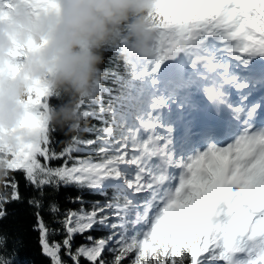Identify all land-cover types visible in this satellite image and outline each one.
<instances>
[{"label": "snow or ice", "instance_id": "1", "mask_svg": "<svg viewBox=\"0 0 264 264\" xmlns=\"http://www.w3.org/2000/svg\"><path fill=\"white\" fill-rule=\"evenodd\" d=\"M156 4L155 59L126 64L127 83L114 69L105 82L109 96L107 82L135 92L127 110L106 107L103 98L83 104V115L101 126L84 127L57 151L61 129L42 116L57 99L37 90L41 107L31 121L42 135L8 160L0 226L8 205L26 202L49 264H264V0ZM82 132L95 136L85 140ZM21 176L31 196L21 191ZM62 188L104 202L89 210L77 196L82 207L62 212L49 200ZM46 201L59 228L41 214ZM77 236L86 242L75 246ZM5 243L0 234V252ZM0 264L12 260L0 254Z\"/></svg>", "mask_w": 264, "mask_h": 264}, {"label": "clouds", "instance_id": "2", "mask_svg": "<svg viewBox=\"0 0 264 264\" xmlns=\"http://www.w3.org/2000/svg\"><path fill=\"white\" fill-rule=\"evenodd\" d=\"M156 0H7L0 6V180L21 147L39 141L31 117L41 105L43 122L79 134L82 105L99 103L110 69L106 56L125 64L155 59L161 43Z\"/></svg>", "mask_w": 264, "mask_h": 264}, {"label": "trees", "instance_id": "3", "mask_svg": "<svg viewBox=\"0 0 264 264\" xmlns=\"http://www.w3.org/2000/svg\"><path fill=\"white\" fill-rule=\"evenodd\" d=\"M105 67L109 69H114L120 73L123 77L125 83L131 81V70L123 62L122 58L115 54L109 53L106 56ZM107 86L110 87L112 95L104 94L103 99L105 101V106H113L118 109L123 108L127 110L130 106L135 103L134 96L135 92L123 86H119L112 82H107ZM52 105H57L58 100L52 99L50 101ZM105 119H110V115H105ZM101 122L98 119L88 118L85 123V128L100 127ZM82 139H93L95 136L94 132H82ZM71 135L65 134L63 130L57 131L53 137L55 140L56 150L59 151L63 148L64 142ZM86 152L76 153L77 156H84ZM61 161H52V166H59ZM21 191L24 192L25 196H31L33 193L24 190V180L20 177ZM51 191V190H49ZM77 196H82L84 200L83 207L91 209L92 205L96 201L104 202V198L90 192H77L71 188H62L59 193L54 194L49 200L54 199L58 206L61 208L62 212L67 210H79L82 205L80 203H74L73 200ZM48 202H45V207L41 210L45 221L48 223L49 227L59 228V225L54 223V217L48 211ZM8 218L3 221L2 226H0V234L6 236V243L4 245V250L0 254L4 255L6 258L12 260V264H49V260L42 255L41 248L39 245V233L34 231V226L36 224V217L34 215L35 209L29 207L27 203H12L8 205ZM94 237L100 238L106 236L108 233L106 231H95L91 233ZM87 235V234H85ZM54 240H61L62 237L59 235L51 237ZM86 241L77 236L75 239V246H79ZM65 259H67L65 257ZM86 264V262H85Z\"/></svg>", "mask_w": 264, "mask_h": 264}]
</instances>
